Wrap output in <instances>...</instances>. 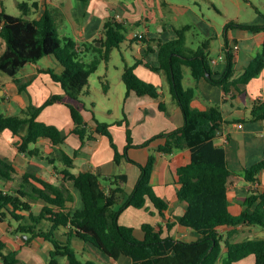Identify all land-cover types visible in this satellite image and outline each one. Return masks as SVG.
Masks as SVG:
<instances>
[{"label":"trees","instance_id":"obj_1","mask_svg":"<svg viewBox=\"0 0 264 264\" xmlns=\"http://www.w3.org/2000/svg\"><path fill=\"white\" fill-rule=\"evenodd\" d=\"M80 1L88 3L90 0ZM18 7L22 13L20 16L11 15L5 10L0 12V37L6 43L5 50L0 54V72L16 77L28 63L38 62L52 55L63 67L61 73L51 70L52 77L62 85L66 95L73 99H79L83 95L89 86L90 76L98 71L101 63H108L112 52L125 41V35L121 31L126 29V25L116 18L106 20L102 38L86 47L94 55L91 60L86 61L75 40L61 38L57 24L49 13L39 20L30 18L31 13L38 9V2L22 0L18 2ZM225 27L251 30L254 33L264 32V24L245 25L233 19ZM186 29H176L177 38L173 40L157 41L156 48L149 46L148 38L137 35L131 43L141 40L148 45L144 50V57L137 58L135 65L126 64L122 72V80L128 93L158 98L157 86L142 79L136 68L145 64L153 71H162L169 82L172 98L183 113L182 127L154 136L144 144L148 145L156 138L163 137L166 141L158 147V151L165 154L189 151L186 160L171 163L178 197L187 203L185 214L177 217L176 221L167 215L169 203L155 193L151 184L155 156L151 155L146 165L130 159L128 149L133 145L130 131L128 145L120 153L110 135L109 125L98 122L96 128H89L81 109L74 104H68L75 123L73 132L82 141L92 138V132L108 135L115 149V162L121 165L122 160L127 159L140 169L137 184L125 200L128 183L126 173L103 176L100 171H86L76 174L71 170L75 167L74 158L64 153L63 168L58 175L64 184H71L79 192L83 203L81 208L74 209L68 205L74 201V197L67 187L54 185L34 173L18 177L15 175L14 165L0 158V219L9 220L15 227V234L27 235L26 243L37 238L50 242L53 247L50 264H58L59 258H65L67 264H99L93 259L83 258V253L73 246V241L77 239L113 261L126 256L132 259L133 264H238L251 255L255 256L257 264H264L263 238L233 242L230 235L220 232L221 228H236L240 225L264 229V192L249 196L245 201L246 210L239 213L230 210L227 187L231 170L225 148L215 141L218 132L222 130V109L217 105L206 110L194 109L191 103L196 89L185 88L183 85V68L188 66L196 81L205 79L227 92L235 56L227 51L226 71L223 75L214 71L210 44L206 42L198 50L188 47L184 40ZM152 49L158 55L159 68L146 61V54ZM263 68L264 39L263 51L254 58L238 82L249 83ZM220 74L221 77H215ZM100 82L106 93L110 89L107 75L101 76ZM63 101L62 95L51 96L43 105L29 108L24 115H7L0 111V133L10 130L19 138V151L29 156L40 154L38 148L32 147L40 139H49L54 145L63 144L66 138L62 131L38 119L47 106ZM160 108L164 110L162 103ZM249 119L264 120V99L253 103ZM262 171L264 158L246 168L247 182H257ZM101 177L109 180L107 188L102 185ZM9 183L14 185V189H5V185ZM148 199L160 211L166 223L160 228L151 224L143 225L144 238L139 239L134 228L121 224L119 217L127 207H146ZM36 201L44 203L40 213L33 211V203ZM176 223L196 231L201 235L200 239L187 242L171 235L164 236L165 228L171 231ZM224 247L227 255L222 259ZM0 260L4 264H26L20 261L16 251L8 250L6 241L1 237Z\"/></svg>","mask_w":264,"mask_h":264},{"label":"crops","instance_id":"obj_2","mask_svg":"<svg viewBox=\"0 0 264 264\" xmlns=\"http://www.w3.org/2000/svg\"><path fill=\"white\" fill-rule=\"evenodd\" d=\"M22 0H13L12 9L17 12H9V3L7 0H0V12L5 10L7 13L15 16L22 15L18 7V2ZM30 3L38 2L39 7L30 15L31 19L39 20L46 13H49L57 24V29L61 37H68L75 40L76 45L82 57L86 61L91 60L93 54L87 51L86 47L91 46L93 42L102 38L104 22L110 18H116L125 25L131 24L128 16L114 13L118 12L111 0H90L83 3L80 0H26ZM130 14V3L120 1ZM19 12V14H18ZM257 12L262 19L257 23H244L238 19L240 24L245 25H263L264 12L259 9ZM133 17V16H132ZM130 17V18H132ZM143 18V25L148 32L143 34L150 40V47L156 48V43L160 39L158 34H152L149 31L148 18ZM226 22V24H227ZM225 24V25H226ZM2 26V25H1ZM159 32L165 30L164 25H159ZM138 34V36H139ZM225 43L221 45V53L217 57H212V68L222 75L226 71L227 62L225 53L233 43L239 44V49L234 53L233 75L227 83V92L222 87L212 85L205 79L196 81L195 96L191 103L194 109L206 110L212 105H217L222 109L223 121L222 130L218 132L215 139L216 144L226 150L227 160L231 175L228 179V197L230 200V210L239 213L246 210V199L252 194L264 192V171L258 175V181L248 183L245 178V170L264 158V120L251 121L249 119L253 103L264 97V68L262 72L253 78L249 83L238 82L245 70L254 60V58L263 51L264 32L254 33L251 30L230 28L225 29ZM141 41V40H139ZM141 43H143L141 41ZM99 44V43H97ZM144 47L138 52L141 57L144 56ZM134 47V44H131ZM6 43L0 37V54L5 50ZM211 52V49H210ZM147 62L151 61L152 66L159 68L160 62L158 55L152 49L146 54ZM220 56H223L220 59ZM149 59V60H148ZM150 64V62H149ZM51 70L56 73L63 71L62 65L52 56H46L38 62H32L20 69L16 77L3 76L0 72V111L7 115H24L31 107L43 105L47 99L54 95H62L63 102H56L47 106L39 115L38 119L46 124L58 127L65 136V142L60 145H54L49 139H40L33 148H38L40 154L29 156L19 151L17 146L18 137L10 130H4L0 133V158L11 162L16 169V176L21 177L27 173H34L41 176L57 186L67 187L74 201L68 204L74 209L83 206L79 192L72 188L71 184L63 183L58 175L59 170L63 168V154L66 153L74 158L75 167L71 170L78 174L86 171H100L103 176L118 174L120 168H124L123 173L128 175L127 187L131 192L135 188L140 176V169L137 165L129 160H122L121 165L115 162V149L112 146L111 138L108 135H102L92 132V138H86L82 141L79 135L73 132L75 123L72 117L71 109L68 104H74L81 109L85 122L89 128H96L98 122L94 113L90 112L87 103L83 97L89 94L86 90L85 95L79 99H73L66 95L62 85L56 82ZM99 70V69H98ZM123 72V71H122ZM117 84L118 98L116 106L118 111L122 110L124 119L118 118V121L109 122V132L117 150L120 153L125 151L128 145V132L132 136V146L128 149V157L142 165H146L151 155L155 156V166L151 177V184L155 193L169 203L167 215L174 221L179 216L185 214L187 203L181 201L177 194V185L172 174L171 163H179L189 157V151H177L172 154H165L158 151V147L165 143V138L158 137L151 141L147 146L144 144L162 133L174 131L184 125V116L181 109L171 99H169L163 88V72L152 71L138 65L137 74L144 80L153 83L158 88V98L151 96H139L136 93H128L127 88L122 80ZM215 76L216 78L221 77ZM107 75V74H103ZM103 75H100L103 76ZM111 89V88H110ZM109 89V90H110ZM106 92L108 102H111V91ZM110 92V93H109ZM170 102V103H168ZM163 104L164 110H161L160 104ZM194 104V105H193ZM95 103H93V106ZM111 113L113 109L107 106ZM181 111V112H180ZM121 116L117 113V116ZM117 120V119H116ZM139 123L138 128L130 129L131 124ZM240 125H243L240 127ZM121 166V167H120ZM5 189H14L12 183L6 184ZM33 211L40 213L44 203L36 201L33 203ZM119 207V205H118ZM120 223L134 228L137 238H144L143 225L151 224L156 228L164 227L166 220L162 217L160 211L153 202L148 199L146 207L136 208L127 207L119 217ZM15 227L9 220L0 219V237L3 238L8 246V250L16 251L22 263L26 264H50V252L52 244L44 239L37 238L26 243L24 235L15 234ZM65 230V229H64ZM224 235H230L233 242H241L246 239H264V229L259 226L240 225L236 228L224 227L220 229ZM172 237L194 242L200 239L201 235L196 231L181 226L176 223L171 231L165 228L164 236ZM74 247L83 253L84 259H93L99 264H133L131 258L122 256L113 261L101 252L85 243L74 244ZM227 255L226 247L223 248L222 259ZM58 264H67L65 258H59ZM0 264H4L0 260ZM238 264H257L254 255H251Z\"/></svg>","mask_w":264,"mask_h":264},{"label":"rangeland","instance_id":"obj_3","mask_svg":"<svg viewBox=\"0 0 264 264\" xmlns=\"http://www.w3.org/2000/svg\"><path fill=\"white\" fill-rule=\"evenodd\" d=\"M120 1L130 3V9L133 11L132 14L122 6ZM12 2L13 0H7V4L9 3L8 9L9 12L15 13L17 9H12ZM110 3L114 4L115 8L118 10L114 15L124 14L128 16L131 24L126 25V29L121 31L125 35V41L120 48L112 52L110 61L108 63H101L99 70L90 76L89 86L86 88L90 93L86 95L85 92L83 93V96L85 95L83 99L87 103L90 112L94 113L99 121L106 123L118 121V118L115 117H119L121 120L125 117L122 110L119 112V108L116 106V100L118 98L117 84L121 80V72L124 66L126 64L135 65L137 57L139 58L142 56L141 54L138 55V52L144 47L143 41V43H141V41H135L134 47L131 46L132 39L139 33L148 32L143 25L142 17L148 18L150 26L149 31L152 34H158L160 37L159 40H173L177 38L176 29L187 28L184 30V40L188 47L193 50H198L204 43L208 42L211 49L210 56L217 57L221 53V45L225 43L224 32L228 18H239L238 20L244 23H257V20L262 19V16L257 10L259 9L264 12V0H111ZM159 25L165 26L163 32H159ZM145 38L147 37L145 36ZM149 62L151 65L154 64L151 61ZM140 65L150 69L145 64ZM183 70L184 87L195 88L196 80L192 76L191 68L185 66ZM104 73L107 74L110 82L111 89L109 91L112 90V95H110L111 102H108L109 99L104 92L103 84L100 82V75ZM156 73L159 75V72ZM1 74L5 77L8 76L3 72ZM162 79L165 93L167 97L171 99L172 95L169 82L165 75L162 76ZM93 103H95L94 106ZM107 106L111 107L113 112L110 113L108 108H106ZM193 107H196V105ZM117 113L121 116H117ZM138 127L139 123L136 121V123L131 124L130 129L133 130ZM128 131L129 125L127 124V132ZM124 160L128 161L127 159ZM123 170L120 168L118 174L125 172ZM101 182L105 188L108 187L109 180L101 177ZM126 191L124 200L126 196L131 193L130 188L127 186ZM77 243H82V241L77 239ZM74 244H76V240L73 241V246Z\"/></svg>","mask_w":264,"mask_h":264},{"label":"built area","instance_id":"obj_4","mask_svg":"<svg viewBox=\"0 0 264 264\" xmlns=\"http://www.w3.org/2000/svg\"><path fill=\"white\" fill-rule=\"evenodd\" d=\"M49 1H51V0H49ZM139 37L142 38V37H144V35L143 34H139ZM238 49H239V44L233 43L231 45V47L228 49V51H231L232 53H235ZM222 58H223V56H220V59H222ZM216 62H217V60H214V61H212V64H215ZM262 99H264V97ZM242 126L243 125H240V127H242Z\"/></svg>","mask_w":264,"mask_h":264},{"label":"water","instance_id":"obj_5","mask_svg":"<svg viewBox=\"0 0 264 264\" xmlns=\"http://www.w3.org/2000/svg\"><path fill=\"white\" fill-rule=\"evenodd\" d=\"M24 239H25V240L27 239V235H24Z\"/></svg>","mask_w":264,"mask_h":264}]
</instances>
